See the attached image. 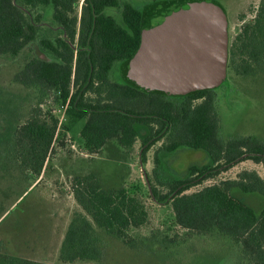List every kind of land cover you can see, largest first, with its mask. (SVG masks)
<instances>
[{
    "label": "trees",
    "instance_id": "obj_1",
    "mask_svg": "<svg viewBox=\"0 0 264 264\" xmlns=\"http://www.w3.org/2000/svg\"><path fill=\"white\" fill-rule=\"evenodd\" d=\"M80 1L23 0L26 6H52L53 19L62 28L64 37L57 38L55 43L42 41L54 60L41 55L33 58L16 75V82L57 91L67 106L72 125L86 119L80 135L89 154H99L112 139L130 150L140 137L138 127L148 129L141 145L142 163L146 162L148 151L163 140L160 152L174 153L180 149L206 152L211 165L192 166L187 178L170 182L161 180L156 154L153 170L156 185L149 187L153 199L171 204L179 227L198 234L216 230L239 244L251 264H264V208L258 214L234 194L264 198V179L257 171L244 170L235 179L221 180L187 194L242 162L251 161L264 167V140L255 135L222 139L213 90L172 102L165 94L150 91L144 85L141 88L109 79L117 63L131 64L133 70L147 25L184 5L150 0L146 9L140 10L121 0H83L78 17L76 9ZM107 9H119L122 24L107 15ZM38 30L16 0H0V56L19 55L36 39ZM231 57L235 72L244 76L254 72L253 63L264 60V7L236 38ZM58 125L54 117L44 120L40 113L33 112L16 132L19 164L33 176L46 169ZM72 194L87 216L75 214L71 220L60 249L63 264L102 257L94 225L131 245L129 229L141 227L147 219L143 204L124 188L106 191L94 178H87L86 182L76 180ZM0 264L41 263L10 257Z\"/></svg>",
    "mask_w": 264,
    "mask_h": 264
},
{
    "label": "rangeland",
    "instance_id": "obj_2",
    "mask_svg": "<svg viewBox=\"0 0 264 264\" xmlns=\"http://www.w3.org/2000/svg\"><path fill=\"white\" fill-rule=\"evenodd\" d=\"M121 1L144 10L150 0ZM165 2L184 6L212 5L225 15L226 69L221 84L213 89L220 118V136L228 140L255 135L264 140V60L253 63L254 72L250 76L238 75L231 61L233 43L245 27L253 23L258 11L264 7V0ZM16 4L39 30L36 39L19 55L0 56V262L19 257L41 264H63L60 249L68 226L75 214L86 215L72 194L73 187L76 180L86 182L87 178H94L106 191L128 190L143 204L147 219L141 227L129 229L131 245L94 225L102 257L76 264H251L241 246L218 231L198 234L179 227L171 204L157 202L150 193V185H156L153 175L156 154L160 160L157 170L161 180L170 182L187 178L192 166L202 168L211 165L206 152L187 149L174 153L160 152L163 140L148 151L146 162L142 163L141 145L148 129L138 127L140 137L130 150L112 139L99 154H89L80 135L86 119L72 125L66 113L67 106L57 91H45L38 86H23L16 82V75L33 58L41 55L46 60H54L53 53L44 48L42 41L55 43L57 38L64 37L62 28L53 19L52 6H26L23 0H16ZM82 5L83 0L76 9L78 17ZM105 12L122 24L119 9H107ZM130 66L115 64L109 75L110 81L141 87ZM154 90L165 94L166 99L172 102L192 95ZM33 112L40 113L41 119L54 117L59 122L50 160L46 169L37 176L20 166L15 147L18 128ZM244 170H255L264 179V167L246 161L187 194L221 180L235 179ZM159 190L165 193L163 188L159 187ZM234 194L258 214L263 210L262 196Z\"/></svg>",
    "mask_w": 264,
    "mask_h": 264
},
{
    "label": "water",
    "instance_id": "obj_3",
    "mask_svg": "<svg viewBox=\"0 0 264 264\" xmlns=\"http://www.w3.org/2000/svg\"><path fill=\"white\" fill-rule=\"evenodd\" d=\"M226 60L225 15L212 5H185L147 25L133 72L150 90L193 94L221 84Z\"/></svg>",
    "mask_w": 264,
    "mask_h": 264
},
{
    "label": "crops",
    "instance_id": "obj_4",
    "mask_svg": "<svg viewBox=\"0 0 264 264\" xmlns=\"http://www.w3.org/2000/svg\"><path fill=\"white\" fill-rule=\"evenodd\" d=\"M134 73V72H133ZM143 84H142V82H141V85L140 86H142ZM145 86V85H144ZM145 87H147V86H145ZM148 88V87H147Z\"/></svg>",
    "mask_w": 264,
    "mask_h": 264
}]
</instances>
